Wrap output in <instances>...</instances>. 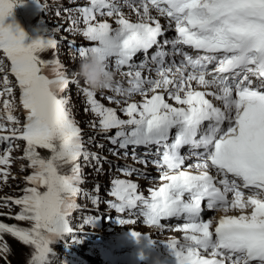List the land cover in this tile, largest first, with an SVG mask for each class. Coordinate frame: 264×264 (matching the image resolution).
I'll return each instance as SVG.
<instances>
[{
    "label": "snow or ice",
    "instance_id": "snow-or-ice-1",
    "mask_svg": "<svg viewBox=\"0 0 264 264\" xmlns=\"http://www.w3.org/2000/svg\"><path fill=\"white\" fill-rule=\"evenodd\" d=\"M17 2L0 0V49L11 62L25 119L21 122L14 116L12 104L5 101L7 120L13 126L10 135H0V142L10 144L7 154L0 155V165L9 164L13 140L25 142L22 158L32 169L25 179L32 186L15 199L21 206L15 218L32 226L0 223V234L10 233L31 246L30 264H50V244L71 231L67 217L81 193L80 158L85 163H98L101 158L85 148L82 130L61 95L70 82L79 83L80 76L76 73L70 80L59 61L41 58L43 52L57 47L56 40L37 38L26 45L25 32L5 24ZM124 3L136 5L135 22L125 17L117 0H90V7L76 10L85 24L83 36L94 42V46L78 48L77 53L80 58L97 53L115 72L125 66L129 69L121 73L128 78V87L114 80L110 90L116 96L106 99L121 104L117 96L138 93L143 102L121 107L119 111L126 117L122 118L116 108L100 103L96 91L86 83L83 92L99 118L91 122L92 127L103 133L116 130L108 137L113 145L125 150L129 146L156 147L160 158L153 163L162 170L160 179L165 183L145 197L138 194L137 184L116 180L111 195L118 202L111 207L124 212L139 206L152 225L162 218H183V242L168 243L178 264H264V0ZM151 10L167 18L169 28L174 25L175 38L160 40L162 25ZM97 15L115 16L116 27L106 19L97 20ZM79 23L80 18L72 19L73 29ZM168 45L172 55L182 57L178 67L175 61L165 66ZM153 46L157 50L150 62L156 65L157 78H144L142 70L149 61L134 64L132 60ZM184 46L204 54L190 55ZM5 67L0 58V72ZM4 85L12 95L6 76ZM160 90L175 104L167 102ZM4 128L0 123V130ZM185 147L188 151L182 155ZM191 157L198 162L184 168ZM68 165L71 174L63 171ZM128 171L131 174L134 169ZM7 175L4 172L5 178ZM205 209L224 214L205 221ZM7 251V245H0V252Z\"/></svg>",
    "mask_w": 264,
    "mask_h": 264
},
{
    "label": "rangeland",
    "instance_id": "rangeland-1",
    "mask_svg": "<svg viewBox=\"0 0 264 264\" xmlns=\"http://www.w3.org/2000/svg\"><path fill=\"white\" fill-rule=\"evenodd\" d=\"M31 6H35V0H30L29 1ZM83 2H79V0H77L76 5H82ZM19 6H23V5H19ZM55 9H51L50 12V16L52 15V18L55 19V21H50V25L55 26L57 22H61L62 23V28L61 29H56L55 32L53 33V37H56L58 39H62L61 41V51L62 53L60 54V59L64 62V66H65V73L67 75H71L74 72H78V66H79V62H80V57L78 56V53L73 54V55H68V51H74V49L71 47L69 48L70 45L76 44L78 46H81L83 44H87V43H83V41L81 39H79L77 37V29H73V25L69 24V21L67 19H61V18H56L54 15L56 14ZM5 24H8V20L5 19ZM80 24H83V19L80 21ZM78 33L83 36L82 34V30H79ZM40 38L38 36L37 33H35V39ZM43 39H47V38H43ZM81 47H85V46H81ZM54 63V62H53ZM12 79L15 77L14 75L11 76ZM69 77V76H68ZM73 84H77V86H74ZM3 85H4V77L2 76V79L0 81V92L3 89ZM13 86H17L16 84ZM80 86H86L84 80L79 77V83H72V85L69 87V90L71 93H73V97L72 100L74 102V107H73V112L76 114V121H79V118H81L80 115H82L84 112L87 116H91V114H94L91 111V106L88 105L87 101L85 98H83L84 100L82 101V105L79 104V96L82 93L80 90L81 88H79ZM8 94V93H7ZM12 95H15V97H17L16 93L14 92V90H12ZM20 98V97H19ZM135 99V100H134ZM133 102H139L141 100L140 97H134ZM108 102V101H107ZM86 103V106H85ZM102 103V102H101ZM110 103V102H109ZM83 112V113H81ZM98 117L93 118L92 116L88 119L91 122L94 121H98ZM84 121V120H83ZM114 130H112V132H110L111 134L113 133ZM16 145H19V147L17 148ZM93 145L96 146V142H93ZM10 144L8 141H2L0 142V155H4V153L6 152L7 148H9ZM11 146L13 149H18L17 153L11 152V157L13 158V160H19L17 162V166L20 168L18 171H23L25 170L26 166L28 165V161L26 159H23V146L24 143L23 142H17V141H12L11 142ZM105 150H112V152L114 151V154L117 155L120 151V149L118 147H111V148H107ZM91 164V168L97 167L98 164L97 162H95V160H91L89 162ZM10 164V162H9ZM84 168L87 167L85 166ZM11 169L9 170L8 167L4 168L0 167V181L1 179L3 180V185L0 187V196H2L3 194L6 193H12L14 195H16L14 198H20L22 196H17V195H24V189L27 187H30L29 185H24V189H22V191H17V189H19L16 186V179L11 178V177H6L4 176V172H7L8 175L11 173ZM71 173V172H70ZM134 180L136 181L137 179H142L139 178L138 176L133 177ZM32 186V185H31ZM150 183H148L147 186H145L147 189H152V186L150 188ZM14 190V191H13ZM18 192H20L18 194ZM115 198L114 196H112V199ZM77 200V199H76ZM115 201H117V198H115ZM109 208H107V211L102 215L103 217V223H101V225L103 226V230L106 233L105 236H109V238L111 239V242H113L114 244L117 243H122L123 246V250L121 251V246L119 245L117 248L120 254V258H123V252L124 251H129L131 249H138L141 247V245H144V242L146 241V235H143V231H146V226L143 224V222L145 221L144 218H138L137 214H126L123 221L126 219L125 222H121L122 220H118L117 218H111L108 217L110 215V206H108ZM5 210V209H3ZM74 213V215H76V218H80L81 215H77V213H85V211L83 209H79L78 207H74L73 210L71 211ZM93 212H89L86 213L83 217H81L80 220H88L87 215L92 216ZM132 216L134 217L135 222L132 221ZM92 218V217H91ZM129 218V219H128ZM91 221L93 222V219H91ZM3 222L5 223H9V218H3ZM89 224V223H87ZM126 224H130L131 225V229L126 230L124 228V226ZM21 225L22 227L25 228H30L31 222L29 221H21ZM78 225V224H77ZM135 231H137L138 235V240L135 243H132L130 245H126L125 242L129 241V242H133L134 239L137 238V234L135 233ZM103 236V238L105 237ZM70 238V236L68 234L65 235H61L56 239V243H59L60 241H64V240H68ZM107 239V238H105ZM12 241L13 238L11 237L10 233H3L0 234V245H7L8 247V251L11 250V246H12ZM107 241V240H106ZM18 243L20 245V249H16L18 256L14 253V254H6L4 252H0V254H2L7 261H9V259L14 258L15 262H17L18 264V260L21 259L20 255L22 254V249L24 250V252L26 253V249L24 247V245H22L21 241L18 239ZM111 251H109L108 249H104L103 253L104 255H107L108 253H110ZM25 256V254H24ZM13 257V258H12ZM0 264H4V258L2 256H0Z\"/></svg>",
    "mask_w": 264,
    "mask_h": 264
},
{
    "label": "clouds",
    "instance_id": "clouds-1",
    "mask_svg": "<svg viewBox=\"0 0 264 264\" xmlns=\"http://www.w3.org/2000/svg\"><path fill=\"white\" fill-rule=\"evenodd\" d=\"M78 75L92 90L104 91L114 87L115 71L109 69L107 61L97 53L80 58Z\"/></svg>",
    "mask_w": 264,
    "mask_h": 264
},
{
    "label": "bare ground",
    "instance_id": "bare-ground-1",
    "mask_svg": "<svg viewBox=\"0 0 264 264\" xmlns=\"http://www.w3.org/2000/svg\"><path fill=\"white\" fill-rule=\"evenodd\" d=\"M179 64H180V62H177V66H179ZM167 66V65H166ZM135 100V99H134ZM166 100H167V97H166ZM172 104H175V102L174 101H172L171 102ZM150 188H151V186H150Z\"/></svg>",
    "mask_w": 264,
    "mask_h": 264
},
{
    "label": "trees",
    "instance_id": "trees-1",
    "mask_svg": "<svg viewBox=\"0 0 264 264\" xmlns=\"http://www.w3.org/2000/svg\"><path fill=\"white\" fill-rule=\"evenodd\" d=\"M13 258V257H12ZM11 261L14 263V264H17V262H15V260H14V258H13V260L11 259ZM12 263V264H13ZM19 263V262H18ZM5 264H7L6 262H5Z\"/></svg>",
    "mask_w": 264,
    "mask_h": 264
}]
</instances>
